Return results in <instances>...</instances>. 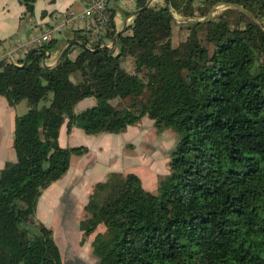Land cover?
Here are the masks:
<instances>
[{"label":"trees","instance_id":"1","mask_svg":"<svg viewBox=\"0 0 264 264\" xmlns=\"http://www.w3.org/2000/svg\"><path fill=\"white\" fill-rule=\"evenodd\" d=\"M37 1L20 4L31 14ZM166 2L192 19L234 4L264 28V0ZM146 3L136 0L141 11L116 37V54L104 42L88 50L90 32H78L74 60L71 46L56 67L44 68L50 41L20 66L0 65V97L10 107L27 101L14 123L16 161L0 170V264H63L52 230L35 218L42 191L66 174L71 156L88 152L60 147L61 127L121 135L144 118L157 134L178 138L168 173L154 194L134 173L110 174L102 202L85 206L81 244L95 234L98 264H264V33L227 8L182 27L189 35L174 47L171 17ZM115 35L109 15L105 39ZM89 98L95 104L75 114Z\"/></svg>","mask_w":264,"mask_h":264},{"label":"crops","instance_id":"2","mask_svg":"<svg viewBox=\"0 0 264 264\" xmlns=\"http://www.w3.org/2000/svg\"><path fill=\"white\" fill-rule=\"evenodd\" d=\"M93 1L94 0H38L34 4L33 12L27 14L25 13L24 7L20 4V0H0V61H8V59L5 58L6 54L17 45H27L32 37H38L42 33L51 31L60 25H63V29L52 37L54 47L46 54L48 56L44 61V65L48 69L56 67L62 51L66 50L67 52L71 46L73 47L69 52L68 58L74 60L79 55L82 48V43L79 39L75 38V35L78 32L84 34L86 32L89 33L91 24L88 20H80L79 18L72 19L71 17L80 16ZM152 3L163 5L162 0ZM135 11H137L136 0H112L108 4L107 13L113 15L116 34L118 33L119 35L131 24ZM103 42L104 45L111 47L113 40L108 41L104 38ZM75 43H77L76 46H74ZM110 50L114 51L116 54L118 52L117 45L115 44V47ZM24 59L25 55L22 52H17L12 57L14 64H20ZM78 78V75H73L71 80L77 82ZM90 99L92 98L80 102L74 108V113L79 114L85 109L92 107L95 101L94 99L89 101ZM85 103H87V106H85L86 108L82 107ZM19 104L20 102L10 107L6 100L0 97V170L4 168L7 162L16 161V157L12 151V140L15 118L18 117L16 115ZM26 111L27 104L24 105V109L20 113L25 114ZM144 119H142V121ZM146 120L150 121L148 119ZM80 134H84L80 129L72 128L70 132H67L66 126L63 125L58 137L59 146L62 148H69L68 143L71 139H68V137L81 136ZM118 136L120 135L99 134L96 136H88L84 134L81 136L84 140L98 141L99 143H96V148L98 149L96 150L95 148V150H90L84 157L71 156L70 166L65 174L66 176L64 175L63 178L46 188L38 199L35 213L36 220L51 230L52 224L59 223V225H57L58 230H52V232L54 234L53 238L55 243L58 238L64 239L65 248L63 250L59 249L63 264L73 262L70 258L71 251L68 246L69 244L66 241L69 237L73 238V233H64L62 230L63 228H69V223L77 229L76 235L77 239L79 238L77 242L75 240L77 248L80 251L78 261L75 263H85L86 257L82 251L84 242L81 244L83 235L79 230V223L84 217L83 211L88 203V192L90 188L97 183L99 177L96 171H93L90 166L92 162L96 160L101 162V159L107 158V155L111 151V143L112 141L115 142V138ZM106 141L109 142L107 147L103 145ZM102 146L105 148V154L100 152V147ZM120 167L121 165H119L118 162H114V165L111 166V171H108L119 172ZM78 170L83 172L82 177L73 185L70 192L66 191L67 188H65V184L70 183L73 179L76 181V172ZM72 184L73 182H71V185ZM64 256L66 258L65 260Z\"/></svg>","mask_w":264,"mask_h":264},{"label":"rangeland","instance_id":"3","mask_svg":"<svg viewBox=\"0 0 264 264\" xmlns=\"http://www.w3.org/2000/svg\"><path fill=\"white\" fill-rule=\"evenodd\" d=\"M223 10H224L223 8H218L214 13V15L212 16V18L218 16ZM174 14L186 20H195L189 18L187 16V12H183L181 14H177V13ZM262 22H264V20ZM188 35H189L188 30L182 28L181 26H176V24H174L172 45L175 47L177 45L184 43ZM89 101H92V99H90ZM114 103L115 101L112 102V104ZM26 104L27 101L25 100L20 102V104L18 105L19 108H17L16 116L20 117L24 115V113H20V112L24 109V105ZM85 106H87V103L82 105V107ZM80 135L83 136L84 134H80ZM81 136H73V137L71 136L72 138L68 137V139H71L70 142L68 143L69 148H76L82 146L87 149L88 153L90 152V150H95L99 142L98 141L94 142V140H84L83 138H81ZM115 139L116 141L115 142L112 141L111 143V151L107 155V158L101 159V162L96 160L92 162V165L90 166L91 169L93 171H96V173L99 175L97 183L90 188L87 195L88 202L91 201L95 205H99L102 202V199L106 196V183L108 181V176L110 174L125 175L127 173H134L141 178L144 188L150 193L154 194L156 192L158 179L160 177L165 176L168 173V163L170 160V154L174 149V146L178 138L172 130H166L160 135L157 134L153 126V122L144 119L143 121H141L139 125H137L134 128H129L124 134H121ZM103 145L107 147V145H109V142L106 141L103 143ZM104 146L100 147L101 153H104L105 151ZM97 149L98 148H96V150ZM88 153L84 154L81 157H84ZM114 162H118L119 165H121L119 172H109L111 171V166L114 165ZM76 174H77V179L76 181L75 179L71 181L73 182L72 185L71 182L65 184L66 185L65 188H67L66 191L68 192L71 191L73 185L76 184L78 179L82 177L83 172L78 170ZM83 212L84 215L87 212L85 210V207ZM57 225H59V223L52 224L51 227L52 230L54 231L58 230ZM69 225L70 227L69 226L68 227L70 229L69 228L62 229L64 233L66 232L73 233V238L69 237L66 239L71 251L70 258L73 261L71 263L68 262L67 264H81L79 262L75 263L76 261H78L79 252H80L79 249L77 248V244L75 243V240L76 242L79 240V238L77 239V235H76L77 229H75V227L72 226L71 223H69ZM103 231L104 228L99 227L96 233H102ZM94 235L95 234H92L84 238L85 244L83 243L84 247L82 248L83 249L82 251L86 257L84 264H98L97 259L92 255V248H91V243L94 239ZM57 242L56 244L58 248L60 250L61 249L63 250L65 248L64 239L58 238ZM65 259L66 258L64 256V260Z\"/></svg>","mask_w":264,"mask_h":264},{"label":"built area","instance_id":"4","mask_svg":"<svg viewBox=\"0 0 264 264\" xmlns=\"http://www.w3.org/2000/svg\"><path fill=\"white\" fill-rule=\"evenodd\" d=\"M112 0H94L93 3L78 17L80 20H88L90 21V36L91 38L88 41L86 48L88 50H93L95 45H102L105 35L107 33V23L109 14L107 13L108 4ZM63 25L55 27L51 31L42 33L38 37H32L31 40L27 43V45H17L10 52H8L5 56L6 59L12 61L13 55L17 52H22L26 55L32 49H39L42 46L48 44L52 41V37L62 31ZM16 66H20V64H14Z\"/></svg>","mask_w":264,"mask_h":264},{"label":"water","instance_id":"5","mask_svg":"<svg viewBox=\"0 0 264 264\" xmlns=\"http://www.w3.org/2000/svg\"><path fill=\"white\" fill-rule=\"evenodd\" d=\"M154 1H158V0H147V3H146L144 8H147ZM162 1H163V5H162L163 8L166 10L167 14L171 17L173 23L176 24V26L187 27V26H193V25L198 24V23L204 24V23H207L208 21L211 20L212 16L214 15V13L216 12V10L218 8H223L224 10L227 9V8H234V9H237V10L245 13L248 17H250L251 20L255 23V25H257V27L259 29H261V31L264 33V28H262V26L247 11H245L243 8H241V7L237 6V5H234V4L225 5V4H220L219 3V4H216L213 8H211L210 11L207 13V15L205 17H203L201 19H195V20H186L184 18H181V17L175 15L172 12V10L170 9V7H169L168 3L166 2V0H162ZM140 11L141 10L135 11L134 16L137 15ZM117 36H118V33L114 37L111 47H108V46L105 45V46H103V48L107 49V50H110L111 48H114L115 44H116V37ZM65 53H66V50L62 51V53H61V55H60V57L58 59L57 65L62 61L63 56H64ZM47 56L48 55H46L42 59V66L44 68H46L45 65H44V61L47 59ZM2 63H8V64H11V65H14V63H12L9 60L8 61L7 60L6 61L5 60L4 61H0V65ZM23 65H21V66H23ZM46 69H48V68H46Z\"/></svg>","mask_w":264,"mask_h":264}]
</instances>
